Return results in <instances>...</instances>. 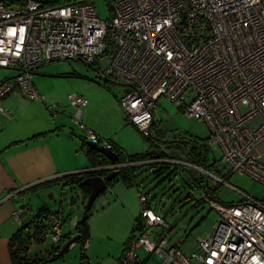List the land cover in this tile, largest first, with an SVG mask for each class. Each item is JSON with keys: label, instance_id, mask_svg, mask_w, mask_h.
<instances>
[{"label": "built area", "instance_id": "2783aa9c", "mask_svg": "<svg viewBox=\"0 0 264 264\" xmlns=\"http://www.w3.org/2000/svg\"><path fill=\"white\" fill-rule=\"evenodd\" d=\"M55 60L80 61L98 78L124 86L120 106L146 137L156 102L166 98L185 117L206 124L208 150L221 151V175L237 173L264 187V0H110L109 20L99 18L92 0H25L18 8L0 1V69L15 71L0 81V117H9L2 102L13 92L43 101L34 71ZM68 101L83 139L116 151L114 142L82 124L87 99L74 93ZM213 178L240 200L204 197L220 221L213 234L197 239L196 252L188 256L168 246L170 225L137 192L139 214L115 264H144L140 248L157 264H264V202ZM12 217L21 227L34 216L23 205ZM46 221L61 247L59 212L49 211ZM87 242L80 243L82 255Z\"/></svg>", "mask_w": 264, "mask_h": 264}, {"label": "rangeland", "instance_id": "374dc122", "mask_svg": "<svg viewBox=\"0 0 264 264\" xmlns=\"http://www.w3.org/2000/svg\"><path fill=\"white\" fill-rule=\"evenodd\" d=\"M92 4L101 20L110 19L108 0H92ZM14 75L13 70L0 69V81ZM32 82L44 97L43 103L30 101L18 92L11 96L14 108L27 119L46 120L48 117L64 116L72 121L74 111L69 106L68 96L75 93L86 98L89 103L90 110L86 116L84 112L81 119L83 125L95 133L90 126L97 128L99 133L96 134L102 139H115L126 155L164 151L168 161L137 168L135 182L141 193L146 192L156 216L170 225L171 229L167 233L169 247H176L189 256L197 251V239L213 234L214 227L220 221L219 214L204 201L206 196L200 193L193 182L198 175L203 176L209 187L216 189L220 203L231 204L240 200L237 192L213 178V172L200 171L190 164L186 147L208 138L209 129L202 120L185 117L166 98L162 97L156 102L149 136L146 137L128 122L120 106L126 88L113 80L106 82L98 78L92 67L80 61L46 62L34 71ZM207 157L210 164H218L221 151L215 147L212 151L208 150ZM161 167L166 168L158 172ZM217 178L226 180V185L264 202V187L253 180L231 172L225 176L220 173ZM43 189V199L48 201L52 211L59 212L63 218L60 234L63 237L74 236L83 217L86 199H82L76 186L50 184ZM99 197L93 202L87 219L89 236L84 253L87 264H108V258L115 253L123 236L120 232L123 228L121 214L114 207L104 212V202ZM137 210L139 212L138 203ZM54 245L48 234L41 242L31 243L27 258L39 257L48 261L47 251ZM137 254L145 261L144 264H157L147 259V253L142 248ZM81 255L80 243L76 242L61 258L49 264H81Z\"/></svg>", "mask_w": 264, "mask_h": 264}, {"label": "crops", "instance_id": "0c3cea01", "mask_svg": "<svg viewBox=\"0 0 264 264\" xmlns=\"http://www.w3.org/2000/svg\"><path fill=\"white\" fill-rule=\"evenodd\" d=\"M13 93L2 102L9 117H0V264H12L8 241L19 229L12 217L14 210L24 205L30 216L42 208L52 211L48 201L43 199V188L50 184L63 186V181L55 179L95 169L82 152L83 133L73 121L64 116L27 119L14 108ZM88 106L83 110L84 116L90 110ZM90 127L99 133L97 128ZM111 141L122 150L115 139ZM45 182L49 184L45 186ZM76 190L85 200L81 190L77 187ZM137 192L140 190L136 182L134 187H127L122 181L115 180L104 194L98 196L104 202V212L112 207L118 210L123 225L120 231L123 236L115 253L108 258V264L117 262L132 232V222L139 214ZM217 200L220 202L218 196Z\"/></svg>", "mask_w": 264, "mask_h": 264}, {"label": "trees", "instance_id": "16d2710c", "mask_svg": "<svg viewBox=\"0 0 264 264\" xmlns=\"http://www.w3.org/2000/svg\"><path fill=\"white\" fill-rule=\"evenodd\" d=\"M4 2L5 6L9 8H18L23 6L25 0H0ZM85 0H55L54 2H45L49 5H66V4H73V3H81ZM109 1V10H110V0ZM108 82V81H106ZM208 138L200 141V143H196L191 147H186V151L188 156L190 157V164L193 167H198L203 171H207L209 173L214 174V176L218 177L220 174L219 169H217V162L209 163L207 157V143ZM87 141L83 139V149L82 152L85 153V156L88 158L90 165L92 168H100L110 165L109 161L104 158L99 153L95 152L94 150L90 149L87 144ZM154 143V142H153ZM157 145V143H154ZM117 147V146H116ZM115 151L119 157V163L125 165L124 167L118 170V175L107 184V187L113 183L115 180L122 181L127 187H134L135 186V175L137 168H140L142 165L148 164L149 166H156L159 164H164L167 161V156L165 155L164 151L154 150L150 152L135 154V155H126L119 147ZM166 167H161L158 172H161ZM109 172H99L98 174L101 176H106ZM94 174H72L61 177L59 179H55L57 182L64 181L66 186H76L88 176L95 175ZM218 174V175H217ZM223 176V175H222ZM54 180V181H55ZM193 182L197 189L200 191L201 194L207 196L210 200L217 201V191L212 186H208L203 176L198 175L197 179H193ZM45 186L48 185L47 182L44 183ZM43 185V184H42ZM81 192L87 198V195L90 192L88 187H81ZM106 192V191H105ZM103 192L102 194H104ZM92 207V206H91ZM90 211V210H89ZM49 211L47 209H40L34 215L32 221L24 226L19 227V229L10 237L8 241V254L12 264H49L51 261L61 258L64 253L67 251L66 248L63 251H60V245L55 244L51 246V248L47 251L49 260L45 261L43 258L35 257L33 259L27 258V252L29 246L32 242H41L49 233V225L46 221V216L48 215ZM89 214V212H88ZM137 218V217H136ZM135 218V219H136ZM88 215L85 218L84 222H80L76 227V234L79 235V239L76 241L77 243H82L85 240H88L89 230L87 225ZM133 223V222H132ZM70 237H64V240H68ZM75 242V243H76ZM85 257L81 255V260Z\"/></svg>", "mask_w": 264, "mask_h": 264}, {"label": "water", "instance_id": "95a60500", "mask_svg": "<svg viewBox=\"0 0 264 264\" xmlns=\"http://www.w3.org/2000/svg\"><path fill=\"white\" fill-rule=\"evenodd\" d=\"M86 144L90 149L94 150L95 152L99 153L104 158H106L109 161L110 165L105 166V167L95 168L93 170H87V171L79 173L82 175L96 173L95 175L85 177L77 185L78 189H80L81 187H88L90 189V192L86 198L83 217H82L81 222H84L95 199L107 190V184L110 183L118 175V170L125 166L119 163V157L116 153L110 150H107L101 146L93 145L90 142H86ZM102 171L109 172V173L106 176H101L98 173ZM49 197H51V195H49ZM78 239H79V235L77 234L70 237L68 240H66L61 245L60 251H63L64 249L70 247V245H72Z\"/></svg>", "mask_w": 264, "mask_h": 264}]
</instances>
